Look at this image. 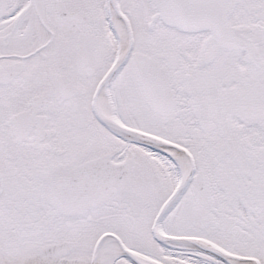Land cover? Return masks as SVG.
I'll use <instances>...</instances> for the list:
<instances>
[{
	"label": "snow or ice",
	"instance_id": "6c2138e0",
	"mask_svg": "<svg viewBox=\"0 0 264 264\" xmlns=\"http://www.w3.org/2000/svg\"><path fill=\"white\" fill-rule=\"evenodd\" d=\"M0 264H264V0H0Z\"/></svg>",
	"mask_w": 264,
	"mask_h": 264
}]
</instances>
